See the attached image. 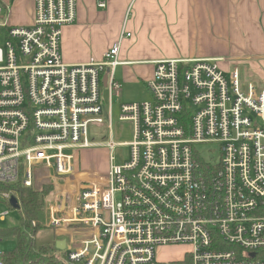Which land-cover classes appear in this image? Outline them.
<instances>
[{
  "label": "built area",
  "instance_id": "2783aa9c",
  "mask_svg": "<svg viewBox=\"0 0 264 264\" xmlns=\"http://www.w3.org/2000/svg\"><path fill=\"white\" fill-rule=\"evenodd\" d=\"M76 7L35 0L34 24L4 25L0 205L9 209L0 221L13 208L10 186L35 188L44 167L53 187L68 188L48 203L46 226L57 234L77 227L54 254L58 264H157L156 250L181 244L184 264H264V87L211 58L156 62L151 98L120 105L119 120L134 130L128 156L115 164L110 139L105 173L77 171V153L96 146L88 126L107 123L112 135L122 37L103 61L68 65L61 30L76 21ZM207 144L206 160L199 146Z\"/></svg>",
  "mask_w": 264,
  "mask_h": 264
},
{
  "label": "crops",
  "instance_id": "0c3cea01",
  "mask_svg": "<svg viewBox=\"0 0 264 264\" xmlns=\"http://www.w3.org/2000/svg\"><path fill=\"white\" fill-rule=\"evenodd\" d=\"M106 1L101 9L98 0H76V21L62 27L60 45L62 59L75 66L93 59L103 61V55L122 37L120 64L114 71L122 91L115 100L125 98L128 90L139 97L145 92L151 98L147 83L161 60L211 58L222 69L237 68L244 80L264 87V0ZM0 4L5 7L0 14L4 33V25L34 24L35 0H0ZM122 104L127 103L120 101L119 107ZM96 152L94 147L78 152L77 171L105 173L107 166L98 168L92 159ZM55 232L60 237L54 244L65 240ZM188 249L170 259L184 264ZM56 253L63 255L58 249ZM164 257L159 255L157 264Z\"/></svg>",
  "mask_w": 264,
  "mask_h": 264
},
{
  "label": "rangeland",
  "instance_id": "374dc122",
  "mask_svg": "<svg viewBox=\"0 0 264 264\" xmlns=\"http://www.w3.org/2000/svg\"><path fill=\"white\" fill-rule=\"evenodd\" d=\"M1 17V16H0ZM1 19V18H0ZM15 26V25H14ZM5 44V33L3 29H0V48L4 47ZM146 93L142 92L141 97L138 96V94H134V91H127L126 97L124 96L120 99L123 103L127 104H133L135 102H145L150 99V97H145ZM128 97V98H127ZM144 97V98H143ZM103 98L106 103V92L103 94ZM114 107L112 111V135H110V130L107 127V123L105 124H91L88 126L87 131H88V139L90 143H93L94 148H96L97 152L96 154L93 155V160L96 163V166L99 168H104L105 166L108 167L109 162H108V155H109V149L104 145L108 140L112 139L114 144L116 145L115 148L111 151V155L115 159V164H121L125 158L128 156L129 153V147H127L125 144H128L132 142L133 136H134V130H133V125L129 121H122L119 120V112H120V107H119V102L115 99H113ZM107 104V103H106ZM199 151L201 156L203 158L210 159L213 157L210 153L209 150L211 149L210 145H203L199 146ZM215 161H218L219 156L216 154L215 155ZM98 163H102L99 165ZM101 172V171H100ZM95 173H98L97 171ZM51 171L47 170L46 168L39 169L38 172H36V175L34 173L35 177V187L40 188L44 183H51L52 180H50V175ZM38 176V177H37ZM49 178V179H47ZM42 179V182H41ZM54 185V184H52ZM61 185V184H60ZM55 186L53 187L54 191L50 194L49 198L47 199V204L55 202L59 194L66 190H68L67 186ZM56 189V190H55ZM61 195V194H60ZM74 200V198H73ZM9 209L8 206L5 205H0V217L4 212H7ZM21 217L20 213L17 210H11L5 217V222L0 221V229L1 230H7V228L11 227H19L21 225ZM77 229V227H66L65 231H62V233L56 234V235H61L63 237L67 236L71 231L70 229ZM38 234L36 235V244L38 246H43V247H51V245L54 244L55 240L57 237L60 236H55L53 233V229L49 228H44L37 232ZM16 246V241L12 238L8 239H1L0 240V253L7 254L8 252H13L15 250ZM188 248L185 245H170L166 246V248H159L156 250V258L159 259V255L165 254V259H161L162 264H178V261L171 260L170 257L172 256H178V254L184 252ZM179 254V255H180Z\"/></svg>",
  "mask_w": 264,
  "mask_h": 264
},
{
  "label": "trees",
  "instance_id": "16d2710c",
  "mask_svg": "<svg viewBox=\"0 0 264 264\" xmlns=\"http://www.w3.org/2000/svg\"><path fill=\"white\" fill-rule=\"evenodd\" d=\"M18 198L22 219L19 227L0 229V239L12 238L16 241L15 250L3 255L5 264H58L53 252L57 250L55 244L51 247L38 246L36 235L46 226L45 209L47 199L54 191L51 183H44L40 188H22L20 185L10 186ZM12 210H15L11 208ZM32 235V237L30 236Z\"/></svg>",
  "mask_w": 264,
  "mask_h": 264
},
{
  "label": "water",
  "instance_id": "95a60500",
  "mask_svg": "<svg viewBox=\"0 0 264 264\" xmlns=\"http://www.w3.org/2000/svg\"><path fill=\"white\" fill-rule=\"evenodd\" d=\"M107 82V76H104V80L103 83L106 84ZM66 200H67V195H64L62 197V200L60 201V211L64 212V210L66 209ZM10 205H12V207L16 210L20 209V205L18 204V200L16 197H12L10 199ZM66 241L65 240H58L56 241L55 247H57L58 250L64 251L66 249L65 247Z\"/></svg>",
  "mask_w": 264,
  "mask_h": 264
}]
</instances>
